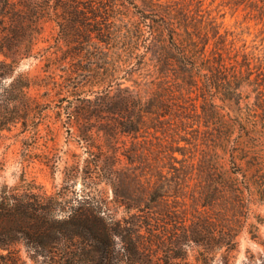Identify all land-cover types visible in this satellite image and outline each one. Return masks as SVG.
Wrapping results in <instances>:
<instances>
[{
    "label": "rangeland",
    "instance_id": "374dc122",
    "mask_svg": "<svg viewBox=\"0 0 264 264\" xmlns=\"http://www.w3.org/2000/svg\"><path fill=\"white\" fill-rule=\"evenodd\" d=\"M106 1L110 16L98 22L86 7L89 0H22L14 7L41 12L30 55L19 59L17 69L33 82L29 93L41 100L42 108L35 113V136L16 134L19 128L6 132L0 144V184L62 193L74 206L84 201L100 204L117 218L143 215L119 205L116 193L127 205L140 204L151 214L175 219L164 232L173 227L179 232L192 219H207L237 231L229 264H264V80L252 75L236 93L232 90L235 61H241L242 52L264 56V20L249 6L255 0ZM0 8L11 11L4 1ZM77 11L87 24L78 25L83 31L110 32L97 48L92 42L61 37L58 22L66 24L70 34L75 32L72 18ZM169 22L177 26L176 38L191 36L199 48L205 46V61L213 70L206 71L208 82L195 77L191 87L184 85L175 64L156 61L157 52L170 45ZM68 73L76 80L89 78L72 89L84 83L90 97L105 88L128 86L150 101L138 131L119 134L110 143L104 127L112 129V123L95 122L89 154L79 139L82 122H69L61 107L66 104L59 98L68 94L63 88ZM54 85L60 94L50 90ZM161 102L167 104L166 111ZM93 160L114 163L115 173L87 168ZM72 164H78L77 171L67 168ZM19 247L21 259L33 264ZM151 247L146 252L153 260ZM189 257L193 259V251Z\"/></svg>",
    "mask_w": 264,
    "mask_h": 264
},
{
    "label": "trees",
    "instance_id": "16d2710c",
    "mask_svg": "<svg viewBox=\"0 0 264 264\" xmlns=\"http://www.w3.org/2000/svg\"><path fill=\"white\" fill-rule=\"evenodd\" d=\"M1 1L7 7L11 6V11L3 12L0 8V144L7 137L6 132L15 128H19L16 134L35 136L38 133L37 128L33 127L37 119L35 113L41 112L42 108L41 100L29 93L33 82L17 69L19 59L30 55L36 31L34 27L41 12L14 10L22 0ZM26 2L22 5H26ZM32 4L36 8L39 6L37 2ZM249 6L260 20H264V0L252 1ZM86 7L95 22L101 18L108 20L110 16L111 6L106 0H89ZM75 14L77 17L72 18V22L77 27H86L82 13L77 11ZM169 23L167 31L170 45L163 52H157L156 61L159 64H175L184 85L191 87L196 81L195 77L207 78V81L202 82H208L210 77L206 71L213 70L206 64L208 58L205 46L199 48L191 36L186 39L176 38L177 26L173 22ZM58 25L64 40L70 38L84 44L92 42L95 48L99 42L104 41V37H110L109 31L103 32L100 28H86L83 31L82 27H75V32L70 34L66 24L61 21ZM81 31L84 34H80ZM184 31L187 32L186 29ZM218 39L222 45L227 44L222 34L218 33ZM217 53L219 55L220 52ZM241 56L240 62L235 59L238 67L234 68L236 82L232 87L233 93L244 83V78L250 79L253 75L255 79L260 77L264 80V56L261 58L253 51H243ZM217 61L222 64L220 58ZM76 78L71 74L63 77L68 81L63 87L68 94L59 99L61 102L66 101L61 107L66 110L68 121L82 122L79 139L86 143L89 154L93 153L94 145L90 139L93 137L91 132L95 122L112 123V129L104 127L110 143L119 134L138 131L142 114L147 111L145 104L148 105L150 101L144 100L128 86L117 87L114 91L105 88L90 97L92 92L88 93L89 90L85 91L81 86L89 82V78ZM83 81L81 87L72 89L73 84ZM56 85L50 90L54 88V94L58 95L61 92H58ZM161 103V108L166 111L167 104ZM122 111L137 112L138 115H120ZM235 155V151L231 150L230 156L234 158ZM93 161L87 162L86 167L93 168L95 172L115 173L114 163ZM67 168L77 171L78 164ZM72 180L69 178L67 181ZM113 198L119 205H125L128 211L136 209L143 215L133 213L129 217L117 218L100 204L84 201L74 206L71 198L66 200L62 193L48 194L40 189L0 184V264H28L26 259H21L19 246L24 248L33 264H229V253L237 246V231L234 228L218 227L210 220L196 218L178 228L179 232L173 231L176 227L164 232L168 221L176 223L171 216L165 219L157 212L151 214L148 207L144 208L140 204L127 205L116 193ZM143 231L147 234L146 239ZM152 245L153 260L147 255ZM191 251L193 259L189 257Z\"/></svg>",
    "mask_w": 264,
    "mask_h": 264
}]
</instances>
